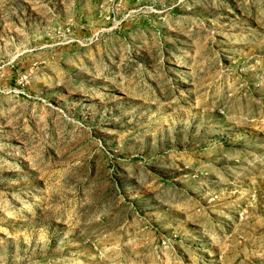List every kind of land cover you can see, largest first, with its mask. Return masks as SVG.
<instances>
[{
	"label": "rangeland",
	"instance_id": "374dc122",
	"mask_svg": "<svg viewBox=\"0 0 264 264\" xmlns=\"http://www.w3.org/2000/svg\"><path fill=\"white\" fill-rule=\"evenodd\" d=\"M0 264H264V0H0Z\"/></svg>",
	"mask_w": 264,
	"mask_h": 264
}]
</instances>
